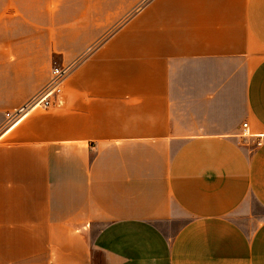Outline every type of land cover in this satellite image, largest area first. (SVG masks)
I'll return each instance as SVG.
<instances>
[{
    "label": "crops",
    "instance_id": "obj_1",
    "mask_svg": "<svg viewBox=\"0 0 264 264\" xmlns=\"http://www.w3.org/2000/svg\"><path fill=\"white\" fill-rule=\"evenodd\" d=\"M0 264H264V0H0Z\"/></svg>",
    "mask_w": 264,
    "mask_h": 264
},
{
    "label": "built area",
    "instance_id": "obj_2",
    "mask_svg": "<svg viewBox=\"0 0 264 264\" xmlns=\"http://www.w3.org/2000/svg\"><path fill=\"white\" fill-rule=\"evenodd\" d=\"M73 68V64H54L51 77L47 84L23 105L5 113V127L10 128L14 126L16 123L28 116L30 112L36 109L50 108L56 105L63 95L64 82L72 72ZM243 127L247 128V123H244Z\"/></svg>",
    "mask_w": 264,
    "mask_h": 264
}]
</instances>
